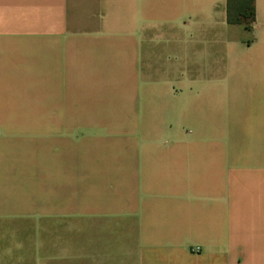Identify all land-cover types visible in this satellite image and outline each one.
I'll return each instance as SVG.
<instances>
[{
  "label": "crops",
  "instance_id": "0c3cea01",
  "mask_svg": "<svg viewBox=\"0 0 264 264\" xmlns=\"http://www.w3.org/2000/svg\"><path fill=\"white\" fill-rule=\"evenodd\" d=\"M0 264H264V0H0Z\"/></svg>",
  "mask_w": 264,
  "mask_h": 264
},
{
  "label": "trees",
  "instance_id": "16d2710c",
  "mask_svg": "<svg viewBox=\"0 0 264 264\" xmlns=\"http://www.w3.org/2000/svg\"><path fill=\"white\" fill-rule=\"evenodd\" d=\"M227 22L250 29L256 22V0H227Z\"/></svg>",
  "mask_w": 264,
  "mask_h": 264
}]
</instances>
